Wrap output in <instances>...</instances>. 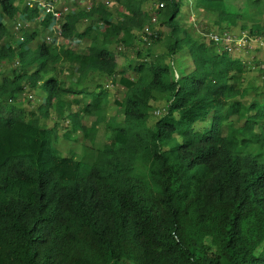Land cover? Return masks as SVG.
Here are the masks:
<instances>
[{"label": "trees", "instance_id": "obj_1", "mask_svg": "<svg viewBox=\"0 0 264 264\" xmlns=\"http://www.w3.org/2000/svg\"><path fill=\"white\" fill-rule=\"evenodd\" d=\"M153 1L77 7L60 17L51 42L32 48L36 30L8 41L9 24L47 28L51 15L0 0V64L10 63L0 71V100L26 87L44 93L37 110L0 113V264H264V100L246 102L239 83L247 71L264 78V69L207 36L261 35L264 0ZM187 3L211 18L207 28L182 25ZM251 9L258 18L249 24ZM153 13L168 28L163 39L151 31ZM145 26L147 38L164 42V56L136 48ZM112 47L136 51L128 64L135 78L118 69ZM179 53L189 70L162 61ZM94 73L124 88L115 100L121 121L106 115L107 87H71ZM69 93L80 99L68 101ZM162 99L165 111L155 115ZM51 109L69 125L66 139L81 132L102 144L90 165L51 147L59 122L40 120ZM83 116L94 120L87 126Z\"/></svg>", "mask_w": 264, "mask_h": 264}, {"label": "rangeland", "instance_id": "obj_2", "mask_svg": "<svg viewBox=\"0 0 264 264\" xmlns=\"http://www.w3.org/2000/svg\"><path fill=\"white\" fill-rule=\"evenodd\" d=\"M93 1L106 2V0H71L69 1L68 4L70 6V10H72V9H76L77 7L80 8H83L85 6L88 7V5ZM156 2L157 0H154L152 2V5L158 3ZM191 5H192L191 3H187L184 4L183 6V10L180 14V21L182 25L185 26L189 31H193L194 29H196V26H198L200 30H202V28L204 27L207 28L208 24L211 21V18L209 16L207 17L202 16L197 10H194ZM245 15H246V20L249 24L254 22L258 18V15L252 9L249 11L247 10ZM262 20L264 21V17ZM53 24L54 23L52 22L50 26H48L47 28H43L40 26L39 22L37 21L30 23L26 31L31 32L33 30H36L37 32V36L30 44L32 48H34L37 43L42 41L46 43L51 42L50 40L53 39V33H54V30L51 29ZM154 29H157L161 32L162 36L160 34V38L162 37V39L163 36H165L168 32L167 27L159 24L152 25L151 31ZM13 39L16 38L13 32V22H11L9 24L7 40L11 41ZM136 42L137 41H135V43ZM84 43H82V45H80L79 48L82 47L84 48L86 44ZM136 48H139L140 51L143 53V55L151 53L152 55L154 54L157 56H164L166 54V46L164 42L161 41L152 42V40H150L149 37L147 38V40H145V42L141 41L140 43H138V45H136ZM112 49L118 53L117 54L118 69L121 72H124L126 76H129L132 79L135 78L134 73L129 70L128 64L130 60L134 58L136 51H133L132 48L124 49L121 51H119L117 47H112ZM253 50L257 52V55H255L256 58H258L262 53L258 49H253ZM251 54L252 52L248 53L249 56L248 59H251ZM181 55L182 54L180 53L179 56L174 55L173 59L169 56H165L164 57L165 59L162 58V61L166 64L167 63L171 64L173 68L179 71L181 68L183 69V66L189 65V62ZM190 66L191 65H189L187 70H189ZM9 67H10L9 62H2L0 64V71H4ZM61 78H64V76H62ZM68 82H70L69 79L67 80L66 84ZM239 83L243 86H247L248 88L246 102L249 103L252 100H264V78H259L256 72L247 71L246 74L243 76V78L240 79ZM70 85L75 89L84 87L88 91H94V92L98 91V87H97L98 85H101V88L102 86L106 88L107 87L106 85H109V87L106 88L108 93V99H107L108 103L105 107L106 115L107 117L116 116L118 121L122 120V115L120 113V110L115 104V100H119L123 97L124 88L120 86L118 83H113L111 79H107L106 77L98 73H94L87 76L86 81L82 84V86H77L72 83ZM66 98L68 101L74 103L75 98L78 100L80 99V95L74 96L73 94L69 93L67 94ZM43 100H44V93L42 91L40 90L31 91L28 89V87H26L24 89V92L17 98L13 99L11 102L7 101V98L5 97L2 98L0 100V113L4 116H8L10 114H16V113L22 115L25 111L37 110L38 106L43 102ZM164 103L165 101L163 99L159 100L157 103H155L154 109H156L157 107L158 108L163 107ZM75 108L77 109L75 104H73V109ZM82 118L83 119L81 121H83V123L86 124L87 126L90 125L92 120H94V117L91 116L90 117L83 116ZM59 119L60 117L52 109L49 111V116L47 118L40 119L41 124L46 127H52L55 123L59 122L58 131H57L59 138L58 140H56V138L52 139L51 147L57 148L61 153V155L63 156L73 155L75 159L81 160L83 163L90 165L94 161L97 150L102 144L96 142L93 146H91L88 140L82 136L81 132L70 133L69 139H66L64 133L68 132V130H70V127L69 125L66 126L67 122L65 120L62 119L59 120ZM103 126L104 123H100L97 131V138L101 140L106 138L107 135L104 133ZM129 264H133V263H129Z\"/></svg>", "mask_w": 264, "mask_h": 264}, {"label": "built area", "instance_id": "obj_3", "mask_svg": "<svg viewBox=\"0 0 264 264\" xmlns=\"http://www.w3.org/2000/svg\"><path fill=\"white\" fill-rule=\"evenodd\" d=\"M69 1L71 0H21L23 5L27 6L28 8H37L40 11L41 18L51 15L52 22L54 23L51 28L52 30L57 27L60 17L70 11V6L68 4ZM162 6L163 3H159L157 5V7ZM31 22L32 21L22 20L21 18H16L13 20V32L16 39L21 40L23 38V32L27 30ZM150 22L152 24L157 22V16L154 13L151 15ZM143 32L142 39L147 40V35L151 34L149 26H145ZM207 36L219 48V50L238 54L252 52L251 59H249L247 63L252 69H264V33L261 35H250L247 32L235 34L229 31L217 32L211 30L207 33ZM253 49L263 50L258 58L255 56L257 52ZM256 62L257 64H255ZM106 86L109 87V85ZM164 111V107H159L154 110V114L161 115V113Z\"/></svg>", "mask_w": 264, "mask_h": 264}]
</instances>
